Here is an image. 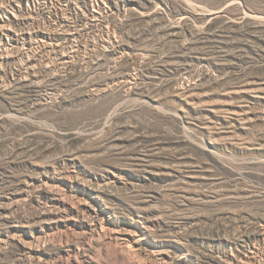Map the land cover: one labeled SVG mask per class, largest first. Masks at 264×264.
Instances as JSON below:
<instances>
[{
    "label": "rangeland",
    "instance_id": "1",
    "mask_svg": "<svg viewBox=\"0 0 264 264\" xmlns=\"http://www.w3.org/2000/svg\"><path fill=\"white\" fill-rule=\"evenodd\" d=\"M0 264H264V0H0Z\"/></svg>",
    "mask_w": 264,
    "mask_h": 264
}]
</instances>
